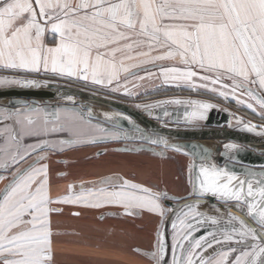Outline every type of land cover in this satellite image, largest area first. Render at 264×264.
<instances>
[{
  "label": "snow or ice",
  "instance_id": "6c2138e0",
  "mask_svg": "<svg viewBox=\"0 0 264 264\" xmlns=\"http://www.w3.org/2000/svg\"><path fill=\"white\" fill-rule=\"evenodd\" d=\"M49 34L54 46L45 42ZM120 54L122 59L117 61ZM132 60L139 63L125 65L124 61ZM160 60H177L180 66L155 65ZM146 63L154 64L165 81L177 82L178 87L211 91L255 112L254 104L241 99L247 96L257 101L258 115L264 119V95L257 91V87L264 91V0H0V68L75 77L130 94L127 83H121V71L127 73ZM12 84L40 87L46 82L0 78V85ZM67 100L75 103L72 97ZM13 103L17 106L0 107V170L11 175L0 193V264H52L49 214L59 211L48 207L53 202L95 208L118 205L124 215L158 214L161 223L171 213L175 217L172 258L170 262L164 259L167 246L158 232L156 250L142 253L154 264H264V166L255 171L237 161L231 153L243 148L227 143L222 153L241 163L239 168L235 163L192 165L186 197L153 191L124 177H117L115 183L104 177L100 182L106 187L52 201L47 190L49 169L44 163L49 152L101 139L139 138L177 151L183 146L154 139L130 117L122 118L132 123L138 137L92 125L85 120L93 115L91 109L85 114L79 108ZM162 103L194 105L184 121L187 124L206 120L208 111L217 107L181 99ZM102 115L114 129L119 126L113 114ZM83 123L107 135L84 138L79 128ZM256 127L244 124L248 132ZM61 134L67 138H52ZM257 135L264 136V131ZM28 139L34 142L26 143ZM191 148L201 161L210 159L208 148L197 144ZM32 157L27 167H20ZM192 168L197 171L193 173ZM5 179L9 177L0 174V181ZM80 186L83 189V182ZM206 198L216 201L209 205L214 214L200 210ZM165 199H184L185 203L168 208L162 203ZM201 230L204 234L195 238L193 233ZM214 246L227 250L215 259L206 258L203 253Z\"/></svg>",
  "mask_w": 264,
  "mask_h": 264
},
{
  "label": "crops",
  "instance_id": "0c3cea01",
  "mask_svg": "<svg viewBox=\"0 0 264 264\" xmlns=\"http://www.w3.org/2000/svg\"><path fill=\"white\" fill-rule=\"evenodd\" d=\"M45 42L48 46H54L50 34L46 36ZM122 55L117 56V61L122 59ZM124 63L130 65L139 63V60L124 61ZM155 65L180 66L177 60L155 61ZM148 73H152V75ZM2 77L62 80L81 86L101 88L93 85L90 81L85 82L75 77H61L43 72L37 74L0 68V78ZM140 77H144V79H140ZM120 79L122 84L127 83L130 93L128 96H138L155 88L176 87L178 96L184 100H203L211 103L219 100L229 102L224 110L232 113L231 125L234 127L252 124L257 126L252 132L258 133L257 130L264 125V119L258 115L261 109L257 101L247 96L241 97L255 105L256 111L254 112L245 104L238 103L234 99L225 100L211 91L188 88L183 85L178 87L176 86L177 82L165 81L160 69L152 63L139 64V67L130 68L127 73L121 71ZM224 82L230 83V81ZM196 83L201 82L196 81ZM101 89L113 94H125L123 89L120 92ZM257 90L263 92L258 87ZM239 120L244 123H238ZM200 121L195 123H200ZM262 130L264 131V128ZM101 132L99 131V133ZM25 142L33 143L34 141L28 139ZM104 144H82L67 148L60 153H53L54 156L67 157L70 163L66 166L51 160L44 162L49 169L47 190L52 201H58L73 194L79 195L82 191L87 193L89 190L106 187V185H97L86 189L77 187L69 191L62 190L58 178L55 177L59 170H67L75 183L79 181V175H85L89 180L113 177V183L117 182V177H124L153 191L163 190L180 197H186L187 192L191 189L189 169L194 165V161L190 155L172 150H168L165 154L160 152L157 147L152 149L139 147L140 143L132 151L109 149L101 154L100 149L105 146ZM192 172L194 173V168H192ZM48 207L59 209V211H52L49 214L53 264H154L150 256L142 253H149L156 249L161 220L160 216L156 217L155 213L143 211L138 215H124L123 208L118 205H104L95 208L84 204L53 202ZM109 211H115V213H110L105 217L101 216L103 212ZM75 213H79V215H75ZM225 247L214 246L209 252L212 254L214 251H219L220 253ZM135 249H140L141 252H137Z\"/></svg>",
  "mask_w": 264,
  "mask_h": 264
},
{
  "label": "water",
  "instance_id": "95a60500",
  "mask_svg": "<svg viewBox=\"0 0 264 264\" xmlns=\"http://www.w3.org/2000/svg\"><path fill=\"white\" fill-rule=\"evenodd\" d=\"M27 80L42 81L46 82V84H42L40 87H23L15 84L0 86V107H15L17 105L13 102L27 101L38 106L53 105L55 107L63 106L67 108H79L82 110V113L85 114L91 109L93 115L91 117L85 116L87 120L96 123V125H100L101 128L123 131L132 136L138 137L139 134L133 128L132 123L122 118L130 117L135 125L145 130V132L151 135L154 139L162 138L170 145L183 146L179 152L190 155L193 158L194 165L199 166L201 163H215L217 166L223 167L225 164L235 163L236 168L241 167V163L229 160L222 156V153L225 151L224 145L227 143H234L238 147L244 149L237 153H231L236 156L237 161L242 162L244 166L253 168L255 171H260L261 167L264 166V136L246 131L244 130V126H232V113L230 112L220 111L217 108H214L210 112L206 124L190 125L184 122L185 119L188 118V114L192 111V107L187 104H181L177 107L164 105L160 108L140 109L120 97H114L109 93L94 91L62 80ZM260 93L262 95V92ZM68 97H72L75 103L69 102L67 100ZM165 112L167 115H165ZM103 113L113 114L112 119H119V126L114 129L113 124L104 118L102 115ZM167 118L169 121L164 120ZM112 140L113 139H101V141ZM115 140L136 141L140 143L139 147L142 148H165L163 144H153L147 140L139 138ZM193 144L202 145L208 148L211 153L210 159L208 161H201L196 155H194L193 149L191 148V145ZM120 149L124 151L132 150L125 146H122ZM166 149L175 150L174 148ZM196 151H199V149ZM27 165L25 167H27ZM196 171L197 169L194 168V173ZM206 199L208 202L200 205V210L209 212V214H214L209 211V205H214L216 201L211 200L210 198ZM166 202L173 208L176 205L184 204L185 200L167 199ZM174 219L175 217L170 214L165 223L164 231L162 233V238L165 244L171 243V223ZM203 234L204 231L201 230L194 236L195 238H199ZM169 255V253L165 255L164 259L166 261H169Z\"/></svg>",
  "mask_w": 264,
  "mask_h": 264
},
{
  "label": "flooded vegetation",
  "instance_id": "af4514ba",
  "mask_svg": "<svg viewBox=\"0 0 264 264\" xmlns=\"http://www.w3.org/2000/svg\"><path fill=\"white\" fill-rule=\"evenodd\" d=\"M41 107H44V106H46V105H40ZM48 108H55V106H53V105H49V106H47ZM57 107V106H56ZM63 107V106H62ZM85 120H87L86 119V117H85ZM91 124L92 125H96V123H94V122H91ZM79 128H80V130L82 131V133L84 134V138H88L87 136H92V135H94V136H98V137H102V135L104 136V135H106V133H104V132H101V133H99V130H97V129H94V128H91L90 126H89V124H87V123H83V124H80L79 125ZM96 132H98L97 134H95ZM0 135H2V133H0ZM63 135H65V134H61L59 137H52V138H67V136H64L63 137ZM96 143H105L104 145L105 146H103L101 149H100V153L102 154V153H105L106 151H108L109 149H116V150H121L120 148L122 147V146H125V147H127V148H131V149H135L136 147H137V145H138V143L139 142H136V141H127V140H124V141H122V140H112V141H101V140H99L98 142H96ZM86 144H94V143H86ZM80 145H82V144H77V145H75L74 147H76V146H80ZM85 145V144H84ZM158 149H159V151L160 152H163V153H165L166 154V152L168 151V150H170V149H166V148H161V147H158ZM127 151H132V150H127ZM53 153L55 154V153H58V152H49L48 153V159L47 160H51V161H53V162H55V163H57V164H62V165H64V166H66L67 164H69L70 162H69V160L67 159V157H58V159H54V155H53ZM60 153V152H59ZM29 159H34V157H32V158H29ZM47 160H45V161H47ZM27 161H29V160H27ZM27 161H25L22 165H20V167L21 168H23V167H25L27 164H25ZM44 161V162H45ZM31 162V161H30ZM0 174H3V175H5V176H8L9 177V179H5V180H3V181H0V193H2L3 192V190L5 189V186L9 183V181H10V179H11V175H10V173H8V172H2V170H0ZM55 177L56 178H58V181H59V184H60V186L62 187V190H67V191H69V190H71V189H74V188H81V182H83V185H84V187H83V189L85 188H91V187H96L97 185H94L95 183H97V182H99V181H101V179H93V180H89L88 178H86V176L85 175H79V181H77V183H75V182H73V179H71L72 177L70 176V174H69V172L67 171V170H59L57 173H56V175H55ZM91 183H94L93 185H91ZM70 185H74L75 187L74 188H70L69 186ZM169 194V193H168ZM170 196H173V194H169ZM174 196H176V195H174ZM178 197H180V196H178ZM166 200L167 199H165L162 203L164 204V206L165 207H168V208H172L170 205H168L167 204V202H166ZM55 209H57V208H55ZM114 214L115 213V211H109V212H106V213H102L101 214V216L102 217H105V216H107L108 214ZM171 213H169L168 214V216H166V217H164L163 218V223H161V228H160V230H159V232L160 233H163V231H164V226H165V223H166V221H167V219H168V217H169V215H170ZM161 220H162V218H161ZM60 231H64V230H60ZM197 232L198 231H196V232H194L193 233V235H196L197 234ZM173 235H174V230H173V228H172V230H171V243L169 244V243H167L166 244V246H167V248H166V254L167 253H169L170 255H169V262L171 261V258H172V244H173ZM195 237V236H194ZM185 247L187 248L188 247V244L187 243H185ZM156 250V249H155ZM211 249H207V251H205L203 254L205 255V257L206 258H209V259H215V258H217V256L219 255V251H214V253L212 252V254L209 252ZM227 250V247H225V248H223L222 249V251H226ZM210 254V255H209ZM230 259H231V257H230ZM53 264V263H52Z\"/></svg>",
  "mask_w": 264,
  "mask_h": 264
},
{
  "label": "rangeland",
  "instance_id": "374dc122",
  "mask_svg": "<svg viewBox=\"0 0 264 264\" xmlns=\"http://www.w3.org/2000/svg\"><path fill=\"white\" fill-rule=\"evenodd\" d=\"M70 83V82H68ZM75 85H79V84H75ZM81 87V85H79ZM82 87H85V88H88V89H91V90H94V91H101V92H105V93H109L110 95L114 96V97H120L122 99H125L126 101H128L130 104L132 105H141V107H138L140 109H145V107H143V105H153L152 108H160L161 106H171V107H177L178 105H181V104H173V103H162L164 101H169V100H174V99H181V100H184L182 99L181 97L178 96V90L176 87H166V88H158V89H153L151 91H147V92H143L141 94H139L138 96H128V94H113V93H110L108 91H105V90H102L101 88H98V87H91V86H82ZM187 101V100H185ZM197 101H200V100H197ZM202 102H206V103H211L210 101H203L201 100ZM213 105H216L217 109L220 110V111H225L224 108L227 104H229V102H222V100H219V101H216L215 103H211ZM188 105V104H187ZM188 106H191L192 107V110L194 111L195 110V106L194 105H188ZM214 109V108H213ZM211 109L210 112L213 110ZM209 113H207L208 115ZM209 116V115H208ZM164 120H168L167 119H164ZM207 120V119H206ZM206 120H201L200 123H193V124H190V125H204L206 124ZM264 124V123H263ZM259 126V125H258ZM263 128V125L260 126V128L257 130L259 132L263 131L262 130ZM172 150L173 152H179V151H176V150H173V149H170ZM61 155H55L54 156V159H58V157H60ZM32 159H29V161H27L25 164H28ZM62 165V164H61ZM64 166V165H62ZM112 180L113 177H111ZM94 183H91V185H93ZM94 185H102L101 182H97L95 183ZM156 217L159 216L158 214H155ZM160 220H161V217H160Z\"/></svg>",
  "mask_w": 264,
  "mask_h": 264
},
{
  "label": "built area",
  "instance_id": "2783aa9c",
  "mask_svg": "<svg viewBox=\"0 0 264 264\" xmlns=\"http://www.w3.org/2000/svg\"><path fill=\"white\" fill-rule=\"evenodd\" d=\"M262 95H264V91L262 92Z\"/></svg>",
  "mask_w": 264,
  "mask_h": 264
}]
</instances>
